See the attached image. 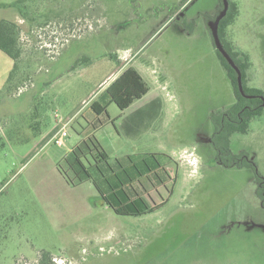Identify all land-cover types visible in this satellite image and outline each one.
I'll use <instances>...</instances> for the list:
<instances>
[{
    "label": "rangeland",
    "instance_id": "rangeland-1",
    "mask_svg": "<svg viewBox=\"0 0 264 264\" xmlns=\"http://www.w3.org/2000/svg\"><path fill=\"white\" fill-rule=\"evenodd\" d=\"M214 1L20 4L10 81L14 61L0 50V264H264V97L246 133L218 136L235 98L210 25L205 36L194 20ZM236 1L225 39L249 57L246 84L264 92V0ZM129 66L149 91L120 110L105 88ZM91 134L124 191L142 196L129 212L142 213H115L85 180L77 159L93 174L96 156L78 148Z\"/></svg>",
    "mask_w": 264,
    "mask_h": 264
},
{
    "label": "trees",
    "instance_id": "trees-1",
    "mask_svg": "<svg viewBox=\"0 0 264 264\" xmlns=\"http://www.w3.org/2000/svg\"><path fill=\"white\" fill-rule=\"evenodd\" d=\"M26 0H15L11 3H1V6L9 7L14 6L19 9L20 4H22ZM220 1V9H222L223 4L222 0ZM228 9L223 18L219 21L218 24V34L223 44V47L231 56L235 64L241 71L242 76V86L244 93L247 95H253V97L248 98L243 96L237 85L236 72L229 65L226 59L221 55V53L216 49L214 45V41L212 38L213 48L216 54L217 59L219 60L221 66L225 70V74L231 84L232 91L234 94V102L230 105L229 109L223 115L221 119H217V134L218 136L228 137L234 133H246L248 131L249 123L251 120L259 117L263 113V97L264 92L255 87H249L246 84V71L250 66V61L247 53L234 49V47L225 39V30L229 24H231L237 14L238 8L234 1L228 0ZM18 28L15 23L2 19L0 20V50L7 54L11 59H13V70L8 76L7 81H10L14 68H16L17 61L20 57L21 50L18 45ZM148 86L144 81L143 77L140 73L129 66L125 68L106 88L105 92L108 96L109 102L115 103L120 110L126 109L134 100L141 98L148 92ZM92 110L100 115L102 112H105V106L100 105L98 102H93L91 104ZM92 137V138H91ZM221 137V138H222ZM95 141V142H94ZM81 147L78 149L82 152V149L87 152H93L96 156L94 160V164L91 165L93 169V174L87 170V167L82 163L79 159H77L78 164L80 165L81 170L84 173L85 180L91 179L93 185L98 192L100 197L109 201V206L114 210L115 213L121 215L134 214L138 215L142 213L141 211L129 212V205H133L135 201L141 200L142 196L139 197L137 194V190H133L130 187V191L128 194L124 191L123 187H126L127 184H120L119 179L117 178V173L113 167L110 165L109 155L103 149L99 141L95 138L93 134L88 135L86 138L81 140ZM83 153V152H82ZM128 167H131L130 164H127ZM239 166L243 167L244 164H240ZM246 166H248L246 164ZM124 169V168H123ZM125 170V169H124ZM139 176L143 179L146 178V174H140ZM137 176H133L132 178L128 176V179L134 180L137 179ZM258 179V187L256 189L257 195L261 198L262 205L264 206V182L262 178L256 177ZM96 181H98L96 183ZM147 186V187H146ZM150 186V187H149ZM152 183L149 178L144 181V184L140 183V190L146 194L153 191L154 187H151ZM130 192H132L130 196ZM162 201L160 204H155L152 207L148 208L149 210L146 212L154 211L159 205L163 204ZM48 256L45 253H42V261L46 262Z\"/></svg>",
    "mask_w": 264,
    "mask_h": 264
},
{
    "label": "crops",
    "instance_id": "crops-1",
    "mask_svg": "<svg viewBox=\"0 0 264 264\" xmlns=\"http://www.w3.org/2000/svg\"><path fill=\"white\" fill-rule=\"evenodd\" d=\"M13 1H15V0H0V4L1 3H11ZM232 1H234L236 3V5H237V8H238V14H237V16H238L239 13H240V9H239L238 3H237L236 0H232ZM219 5H220V1L219 0H215L214 3H213V5L210 8H208L207 10H202V9L201 10H198L194 14V16H195L194 17V20H196V18H200L201 19V22H202V31L205 34V36H208L209 35V32L207 30V27L211 23V19H215L217 17V15L219 14ZM237 16H236V18H237ZM236 18H235V20H236ZM2 19L11 21V22L15 23L17 26H21V24H23V22H24L23 16L21 15V12L19 11V9L17 7H14V6L5 7V6H1L0 5V20H2ZM235 20L231 24H229L227 26L226 30H225V38H227L229 41L231 40V38L229 37V34H228V28H229V26H231L235 22ZM237 47H239V46H237ZM241 51H243V50H241ZM92 126L94 128H98L99 125L95 123V125H92Z\"/></svg>",
    "mask_w": 264,
    "mask_h": 264
},
{
    "label": "water",
    "instance_id": "water-1",
    "mask_svg": "<svg viewBox=\"0 0 264 264\" xmlns=\"http://www.w3.org/2000/svg\"><path fill=\"white\" fill-rule=\"evenodd\" d=\"M223 7L220 11V13L217 15V17L209 24L211 28L212 38L214 41V45L216 49L221 53V55L226 59V61L229 63V65L234 69L236 72V79H237V85L240 93L248 98L253 97V95H247L244 93L243 86H242V76L241 71L238 68V66L235 64L231 56L228 54V52L223 47V44L221 43V40L219 38L218 34V24L221 18H223L227 12L228 9V0H222Z\"/></svg>",
    "mask_w": 264,
    "mask_h": 264
},
{
    "label": "built area",
    "instance_id": "built-area-1",
    "mask_svg": "<svg viewBox=\"0 0 264 264\" xmlns=\"http://www.w3.org/2000/svg\"><path fill=\"white\" fill-rule=\"evenodd\" d=\"M65 126L66 123H62L61 126L56 130V132L52 136V139L54 140V143L56 145H62L63 143V138L66 136Z\"/></svg>",
    "mask_w": 264,
    "mask_h": 264
}]
</instances>
